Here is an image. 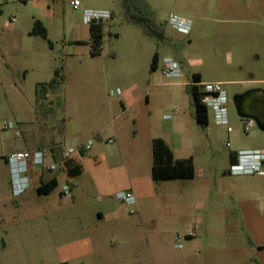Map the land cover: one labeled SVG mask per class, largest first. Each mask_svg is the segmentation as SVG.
<instances>
[{"label": "rangeland", "instance_id": "rangeland-1", "mask_svg": "<svg viewBox=\"0 0 264 264\" xmlns=\"http://www.w3.org/2000/svg\"><path fill=\"white\" fill-rule=\"evenodd\" d=\"M81 3L79 11L71 0H10L0 7V156L5 144L26 151L53 149L65 137L92 141L91 151L72 156L81 174L66 180L70 196L62 193V178L41 195L36 189L24 200L6 197L10 205L21 201L39 209L19 213L7 227L9 236L0 219V264H264V177L230 172L240 151L264 152V123L241 117L233 103L250 90L264 97V0ZM85 10L111 14L98 56L89 44H75L90 38ZM171 16L191 21V31L174 29ZM134 18L146 19L152 33ZM37 20L52 48L29 35ZM156 53L160 61H178L182 78H165L161 62L153 70ZM57 70L60 84L39 97L37 87ZM194 76L202 84H224L232 132L217 125L211 112L208 127L197 124L187 88ZM118 90L121 96L111 95ZM147 90L150 103L132 108L133 93ZM165 116L171 117L168 134ZM249 121L254 126L245 130ZM5 122L24 132L26 144L15 131L3 130ZM98 134L117 137L116 145L106 147L111 164L93 138ZM153 137H174L175 160L191 159L195 178L155 182ZM129 174L139 178L145 195L132 208L135 214L117 199L129 188ZM4 204L0 160V218ZM97 211L104 212L100 221Z\"/></svg>", "mask_w": 264, "mask_h": 264}, {"label": "built area", "instance_id": "built-area-1", "mask_svg": "<svg viewBox=\"0 0 264 264\" xmlns=\"http://www.w3.org/2000/svg\"><path fill=\"white\" fill-rule=\"evenodd\" d=\"M10 0H0V7L8 3ZM81 0H71V6L75 11L81 9ZM111 18V14L107 11H84V23L90 26L93 22L105 21ZM15 22L12 19L11 23ZM169 24L176 30L188 33L191 31V21L184 20L177 16H171ZM103 50L101 47L100 50ZM163 68V75L167 79H179L183 76V70L181 64L174 58L165 57L161 61ZM202 91L204 93L203 103L212 113L214 121L217 125L227 126L228 132H232V128L229 127V112L228 104L229 97L227 91L224 89L223 83H206L201 84ZM112 96H121L120 90L111 92ZM168 116L165 119H170ZM254 126L252 121H249L245 125V130H250ZM3 130L15 131L17 139H22V133L16 129V126L12 122H5L3 124ZM17 130V131H16ZM109 144L114 143V139L108 140ZM92 141L89 140L86 143H82L76 146H67V144H59L55 146L54 150H59L62 153V161L71 159L77 152H86L91 149ZM51 151V150H50ZM7 163L10 169L11 175V188L13 197H21L30 188L29 173L32 166L46 171L54 172L57 170L56 163H47V152L43 150L36 151H20L13 153L7 157ZM230 172L235 176L242 175H256L264 177V152L260 150H248L240 151L236 155V162L231 166ZM71 188L68 184H64L62 187V193L66 196H70ZM117 199L124 203L126 206L131 207V214H135L133 207L137 206V199L135 195L130 191H123L117 195Z\"/></svg>", "mask_w": 264, "mask_h": 264}, {"label": "crops", "instance_id": "crops-1", "mask_svg": "<svg viewBox=\"0 0 264 264\" xmlns=\"http://www.w3.org/2000/svg\"><path fill=\"white\" fill-rule=\"evenodd\" d=\"M88 28H89V26H88ZM144 29H145V27H144ZM158 29L155 30L156 31L155 33L158 34L161 37L162 33L160 32V28H158ZM145 31H146V29H145ZM47 32H48V30H47ZM146 33H147V31H146ZM148 34H150V33H148ZM89 41H90V38H89V40H86V41L75 40V43L76 42H89ZM160 62H161L160 61V55L158 53V62H157L156 68L160 66ZM132 99L134 100V106H132V108H135V106H139L143 102L150 103V93H149L148 90H147V92L144 95L141 94L140 92H134L133 96H132ZM131 109H129V110H131ZM129 110H125V112H127ZM166 117H168V116L164 117V122L166 123V125H165L166 129L163 130V131H164V133L168 134V132H171V130H172V124L169 123L170 119H165ZM134 123L136 125H139L140 124V120H138L137 118H134ZM20 131H21V133L23 135V138H22L23 142H24V144H26V138L24 136V132L22 130H20ZM94 134H96V133H94ZM109 137H111V138H109ZM109 137L104 139L100 134H98V135L93 137L97 141H99V144H100V146L102 148V156L104 158V161L107 164L108 163L111 164V162H112L111 158L107 154V149H106V147L110 145L108 143V140L109 139H114V143L112 145H116L117 144L116 135L111 134ZM157 138H159V137H157ZM161 138L165 140V138H163V137H161ZM154 139H156V137H153L151 139V154H152V157H153V141H154ZM86 141H88V139L84 140L83 137H79V136L78 137H74V138L65 137L64 140H63V143L64 144L69 143L70 146H76V145H80L82 143H85ZM174 141H175L174 137L171 138V140L169 142L167 141L169 143V146L171 147V149H173V145L174 144H172V143ZM59 144H62V142H60ZM9 146L10 145H6L5 144V154L3 153L0 156V160H2L4 162V164H5V204L2 206L3 210H1V211L5 212V217L3 215L0 219L2 221H4V218H5V228H6L5 231H6V235L7 236H9L10 233H11V231L7 230V227L9 228V227H11L12 225L15 224L16 220H18V218H19V213H24L25 211H31V210H34V209H39V206H37V205H33V206H29L28 205V206H26V204L20 203L21 201L19 203H17L16 206H13V205L8 204V201L6 199L12 198L15 201H17V200H20V199L23 198V200H24L25 197L31 196L32 193L34 194L36 189L41 191L42 193L43 192L45 193L46 190H48V188H50L52 186V182L56 181L57 185L59 186L60 185V179H62V178L65 179V183L64 184H68L70 186V182L66 181V180H69V178H70L69 177V173H71L72 170L75 169V167L81 168V165H79L75 161L76 160L75 159L76 155L74 157H72V161H70V159L66 160V161H59L58 160V155L61 156V152H59L57 150H54V149H51L52 147L51 148H48V147H46V148H38L37 150H43V151L47 152V163H52V162L56 163L57 166H58L57 170L54 171V172H46V171L40 170V169L32 166L31 169H30V173H29V179H30V188H29V190H27L21 197L15 198V197H13V194H12L11 175H10V169H9V166H8V163H7V157L9 155L13 154V153L20 152V150H17L15 148V146H10V147ZM11 147H13L14 149H12ZM47 149H49V150H47ZM26 151H36V150H26ZM90 151H91V149H90ZM82 153L84 154L85 152H82ZM58 162H60V164H58ZM152 166H153V162H152ZM152 166H151V169H152ZM33 173L39 174V177H37L35 179ZM140 180H142V179H140ZM136 181H139V178L136 179L135 177H132L131 174H129V179H128V187L129 188L126 191H130V192H132L135 195V197L137 199V205H138V200L144 198L145 195L143 193L144 190H143V188L141 186L142 182L138 183ZM72 188L74 190V186H72ZM38 194H40V192H38ZM7 196H8V198H6ZM37 211L39 212V210H37ZM95 217H96L97 220L100 221L101 219L104 218V212L103 211H97L96 214H95ZM3 247L5 249V252H6V250L7 251L10 250V247H9L7 242L4 243Z\"/></svg>", "mask_w": 264, "mask_h": 264}, {"label": "trees", "instance_id": "trees-1", "mask_svg": "<svg viewBox=\"0 0 264 264\" xmlns=\"http://www.w3.org/2000/svg\"><path fill=\"white\" fill-rule=\"evenodd\" d=\"M135 19V18H134ZM136 22L142 24L148 33H152L150 24L146 19L138 18ZM106 22L99 21L93 22L89 26L90 41L89 42H76L75 44H89L91 46L92 54L95 56L100 55V48L102 47V39L104 36ZM33 37H40L49 43L52 48L53 45L48 39L47 29L43 26L40 21H35L33 29L29 34ZM158 62V53L154 55L152 62V69L155 70ZM60 71L55 72L54 78L47 84L40 85L37 87V94L39 97L44 96V93L49 90H55L60 84ZM202 81L199 76H194L193 83L188 85V92L191 95L193 105L195 108V119L199 126L206 128L209 125V110L203 103L204 93L202 91ZM46 96V95H45ZM72 161V160H70ZM236 162L233 160L232 165ZM81 174V168L75 167L71 173L70 178H75ZM196 176V167L194 166L191 159L175 160L174 152L167 142L161 138H157L153 141V166H152V177L155 182L171 181L179 179H194ZM56 181L52 182V186L46 190L49 192L51 188L57 187ZM41 192V191H39ZM42 193V192H41ZM44 193V192H43Z\"/></svg>", "mask_w": 264, "mask_h": 264}, {"label": "flooded vegetation", "instance_id": "flooded-vegetation-1", "mask_svg": "<svg viewBox=\"0 0 264 264\" xmlns=\"http://www.w3.org/2000/svg\"><path fill=\"white\" fill-rule=\"evenodd\" d=\"M259 92L261 91H245L237 94L233 99L238 114L243 118L254 120L258 125L264 123V97L260 96Z\"/></svg>", "mask_w": 264, "mask_h": 264}, {"label": "water", "instance_id": "water-1", "mask_svg": "<svg viewBox=\"0 0 264 264\" xmlns=\"http://www.w3.org/2000/svg\"><path fill=\"white\" fill-rule=\"evenodd\" d=\"M238 97V96H237ZM236 100V99H235Z\"/></svg>", "mask_w": 264, "mask_h": 264}]
</instances>
